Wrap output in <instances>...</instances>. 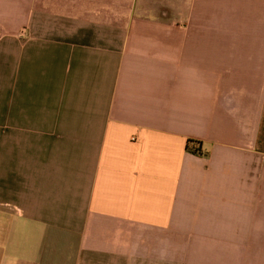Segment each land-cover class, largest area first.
Instances as JSON below:
<instances>
[{"label":"crops","instance_id":"crops-1","mask_svg":"<svg viewBox=\"0 0 264 264\" xmlns=\"http://www.w3.org/2000/svg\"><path fill=\"white\" fill-rule=\"evenodd\" d=\"M0 264H264V0H0Z\"/></svg>","mask_w":264,"mask_h":264},{"label":"rangeland","instance_id":"rangeland-1","mask_svg":"<svg viewBox=\"0 0 264 264\" xmlns=\"http://www.w3.org/2000/svg\"><path fill=\"white\" fill-rule=\"evenodd\" d=\"M123 1H125V0H122V3H123ZM123 6H124V4L122 5V7ZM128 11L130 12V9L122 8V10H121L122 14L125 13V12L129 13ZM20 35L23 36L24 33H21Z\"/></svg>","mask_w":264,"mask_h":264},{"label":"trees","instance_id":"trees-1","mask_svg":"<svg viewBox=\"0 0 264 264\" xmlns=\"http://www.w3.org/2000/svg\"><path fill=\"white\" fill-rule=\"evenodd\" d=\"M194 151H199V150L196 148V149H194Z\"/></svg>","mask_w":264,"mask_h":264}]
</instances>
